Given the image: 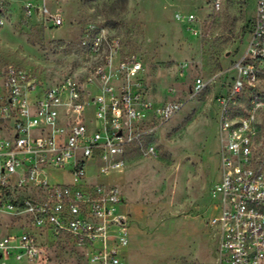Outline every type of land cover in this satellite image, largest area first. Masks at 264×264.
<instances>
[{"label":"built area","instance_id":"2783aa9c","mask_svg":"<svg viewBox=\"0 0 264 264\" xmlns=\"http://www.w3.org/2000/svg\"><path fill=\"white\" fill-rule=\"evenodd\" d=\"M221 4L214 0L216 10ZM24 8L54 27L64 23L47 8ZM95 50L101 63L84 85L0 67V264H50L53 244L66 238L86 264H126L130 238L120 187L126 148L150 117L158 128L184 104L145 98L143 61L124 53L118 37L99 30ZM229 70L228 94L220 98L217 211L209 225L219 237L217 264H264V0H257L247 49ZM239 100L245 110L231 116ZM91 166L96 174L89 176ZM68 167L72 182L50 183L51 169Z\"/></svg>","mask_w":264,"mask_h":264},{"label":"rangeland","instance_id":"374dc122","mask_svg":"<svg viewBox=\"0 0 264 264\" xmlns=\"http://www.w3.org/2000/svg\"><path fill=\"white\" fill-rule=\"evenodd\" d=\"M26 4L60 15L63 25L54 27ZM256 6L257 0H222L219 10L214 0H0V67L84 85L101 63L95 39L105 30L124 53L142 59L147 100L184 104L158 128L150 117L126 148L120 179L130 238L126 264H217L219 237L209 221L221 178L220 98L228 94L230 67L247 49ZM244 110L239 100L230 113ZM71 169H51L50 183L72 182ZM87 173L95 175L94 166ZM50 264L86 260L66 238L53 244Z\"/></svg>","mask_w":264,"mask_h":264},{"label":"trees","instance_id":"16d2710c","mask_svg":"<svg viewBox=\"0 0 264 264\" xmlns=\"http://www.w3.org/2000/svg\"><path fill=\"white\" fill-rule=\"evenodd\" d=\"M251 21H252V19L250 20V22L249 23H251ZM250 25V24H249Z\"/></svg>","mask_w":264,"mask_h":264}]
</instances>
